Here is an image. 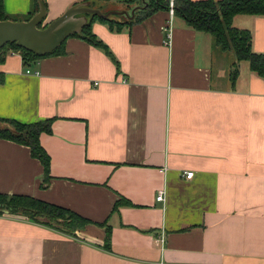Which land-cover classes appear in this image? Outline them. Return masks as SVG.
<instances>
[{
    "label": "crops",
    "instance_id": "crops-1",
    "mask_svg": "<svg viewBox=\"0 0 264 264\" xmlns=\"http://www.w3.org/2000/svg\"><path fill=\"white\" fill-rule=\"evenodd\" d=\"M45 1L42 26L82 2ZM3 8L24 20L34 0ZM233 24L264 52V15ZM92 31L117 63L70 35L63 52L28 63L20 50L1 51L0 118L53 120L39 137L50 156L44 183L29 146L0 137V192L104 225L70 235L3 213L0 264H264V77L247 61L232 74L234 54L169 9L119 30L96 19Z\"/></svg>",
    "mask_w": 264,
    "mask_h": 264
},
{
    "label": "trees",
    "instance_id": "trees-1",
    "mask_svg": "<svg viewBox=\"0 0 264 264\" xmlns=\"http://www.w3.org/2000/svg\"><path fill=\"white\" fill-rule=\"evenodd\" d=\"M98 1H105L106 9ZM45 6L46 1L43 0ZM89 5L108 10L135 9L134 17L125 14H114L102 17L91 14L80 31L70 36H79L94 46L101 47L112 60L117 59L107 45L92 31V22L96 19L106 23L111 29L119 30L124 26H131L145 17L155 13L159 9H169V0H125L114 3L113 0H82ZM39 2L34 0V8L27 15V19L38 11ZM174 14L182 18L186 24L196 30L205 31L213 35L217 46L223 51H230L235 56L232 74L238 71L241 61H247L250 69L264 77V52H256L252 48V33L248 28L238 27L233 24V18L237 14L264 15V0H174ZM4 12L3 0H0V19H7ZM39 26H42L41 24ZM20 50L25 63L43 56L63 52V42L52 53L38 55L28 51L15 42H8L0 49ZM53 118L39 119L33 122H21L12 118H0V137L13 140L17 143L29 146L31 155L40 160L43 165V183L50 178V156L40 142L42 132H50ZM118 207V203L115 204ZM13 213L45 226L60 230L70 235H75L77 230L85 229L89 224L103 226L104 222H95L72 209L49 202L47 200L22 193L0 192V215ZM110 227L106 228L103 247L110 249Z\"/></svg>",
    "mask_w": 264,
    "mask_h": 264
},
{
    "label": "water",
    "instance_id": "water-1",
    "mask_svg": "<svg viewBox=\"0 0 264 264\" xmlns=\"http://www.w3.org/2000/svg\"><path fill=\"white\" fill-rule=\"evenodd\" d=\"M38 2V11L29 19H0V49L8 42H15L18 46L38 55L52 53L66 37L80 31L88 19L87 14H97L102 17L125 14L132 18L136 9L133 8L130 12L114 9L104 12L87 2H77L46 25L39 26L45 18L47 8L43 0Z\"/></svg>",
    "mask_w": 264,
    "mask_h": 264
},
{
    "label": "built area",
    "instance_id": "built-area-1",
    "mask_svg": "<svg viewBox=\"0 0 264 264\" xmlns=\"http://www.w3.org/2000/svg\"><path fill=\"white\" fill-rule=\"evenodd\" d=\"M173 6H174V0H169V10H170L171 15L174 14V8H173ZM168 28H169V27H168ZM168 41H169V33H167V38H166L165 42H168ZM26 72L29 73V72H31V70H30L29 68H27V69H26ZM35 73L38 74L39 71L36 70ZM184 174H185V176H186L187 178H191L192 175H193V171L188 170V171H185ZM164 194H165V190H164V189L159 190V191H158V194H157V196H156V199H157V200H163V199H164ZM159 239H160L161 242H163V240H164V235L161 234L160 237H159ZM155 264H163V262H162V261H159V262H157V263H155Z\"/></svg>",
    "mask_w": 264,
    "mask_h": 264
},
{
    "label": "rangeland",
    "instance_id": "rangeland-1",
    "mask_svg": "<svg viewBox=\"0 0 264 264\" xmlns=\"http://www.w3.org/2000/svg\"><path fill=\"white\" fill-rule=\"evenodd\" d=\"M102 6H103L104 9H106V7H108V6L103 5V4H102ZM128 12H130V11H128ZM112 15H114V14H112ZM11 16H12V15H11ZM87 17H88V18H91V13L87 14ZM235 22H236V19H235ZM219 50L222 51L221 49H219ZM229 59H230V58H229ZM233 70H234V69H233ZM230 75H232V74L230 73Z\"/></svg>",
    "mask_w": 264,
    "mask_h": 264
}]
</instances>
